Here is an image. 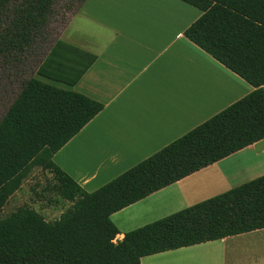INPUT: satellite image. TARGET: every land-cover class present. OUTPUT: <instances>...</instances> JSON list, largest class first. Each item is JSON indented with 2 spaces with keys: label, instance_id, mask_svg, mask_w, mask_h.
<instances>
[{
  "label": "trees",
  "instance_id": "obj_1",
  "mask_svg": "<svg viewBox=\"0 0 264 264\" xmlns=\"http://www.w3.org/2000/svg\"><path fill=\"white\" fill-rule=\"evenodd\" d=\"M201 11L185 37L254 91L98 191L52 157L103 109L35 71L85 0H0V215L34 168L70 206L53 221L18 207L0 217V264H141V258L264 229V175L124 234L110 216L264 139V0H181ZM69 11L67 19L63 14Z\"/></svg>",
  "mask_w": 264,
  "mask_h": 264
},
{
  "label": "crops",
  "instance_id": "obj_2",
  "mask_svg": "<svg viewBox=\"0 0 264 264\" xmlns=\"http://www.w3.org/2000/svg\"><path fill=\"white\" fill-rule=\"evenodd\" d=\"M181 0H85L34 77L103 109L52 157L92 194L254 89L184 35ZM264 90V86H263ZM264 175V139L113 213L125 233ZM141 264H264V229L141 258Z\"/></svg>",
  "mask_w": 264,
  "mask_h": 264
},
{
  "label": "rangeland",
  "instance_id": "obj_3",
  "mask_svg": "<svg viewBox=\"0 0 264 264\" xmlns=\"http://www.w3.org/2000/svg\"><path fill=\"white\" fill-rule=\"evenodd\" d=\"M64 16L69 19L70 12L67 11ZM52 36L58 35L60 37L62 31L66 27L63 24L62 16H58L52 24ZM58 40V39H57ZM14 94L9 100L5 99L0 101V118L5 113V110L10 101H12L17 89L13 87ZM56 183L53 175L34 168L31 172L21 181L19 189L13 193L5 204L0 217H5L15 211L18 207L27 206L39 212L47 221H53L65 211L70 203L62 200L57 193L46 190L47 186Z\"/></svg>",
  "mask_w": 264,
  "mask_h": 264
}]
</instances>
